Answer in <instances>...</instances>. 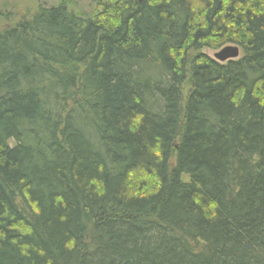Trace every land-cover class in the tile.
<instances>
[{
	"label": "trees",
	"instance_id": "trees-1",
	"mask_svg": "<svg viewBox=\"0 0 264 264\" xmlns=\"http://www.w3.org/2000/svg\"><path fill=\"white\" fill-rule=\"evenodd\" d=\"M0 264H264V0L0 25Z\"/></svg>",
	"mask_w": 264,
	"mask_h": 264
},
{
	"label": "rangeland",
	"instance_id": "rangeland-1",
	"mask_svg": "<svg viewBox=\"0 0 264 264\" xmlns=\"http://www.w3.org/2000/svg\"><path fill=\"white\" fill-rule=\"evenodd\" d=\"M74 1L76 3V9L85 12L92 0ZM57 3H59V0H0V10L3 13L8 14V18L1 20L0 25L3 27H10V25L20 21L21 19L30 18L38 6H52ZM221 49L222 48L212 50L204 48L201 52L210 59H213L215 53L219 52ZM240 55L241 54L239 53V57Z\"/></svg>",
	"mask_w": 264,
	"mask_h": 264
},
{
	"label": "water",
	"instance_id": "water-1",
	"mask_svg": "<svg viewBox=\"0 0 264 264\" xmlns=\"http://www.w3.org/2000/svg\"><path fill=\"white\" fill-rule=\"evenodd\" d=\"M240 50L235 46H229L222 48L219 52L215 53L213 60L219 63H227V61L236 60L239 57Z\"/></svg>",
	"mask_w": 264,
	"mask_h": 264
}]
</instances>
